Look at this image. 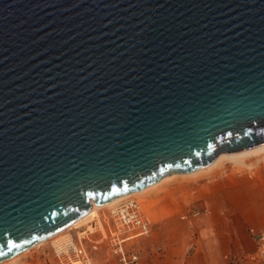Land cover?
<instances>
[{
	"label": "water",
	"instance_id": "1",
	"mask_svg": "<svg viewBox=\"0 0 264 264\" xmlns=\"http://www.w3.org/2000/svg\"><path fill=\"white\" fill-rule=\"evenodd\" d=\"M262 143L264 0H0V261Z\"/></svg>",
	"mask_w": 264,
	"mask_h": 264
},
{
	"label": "crops",
	"instance_id": "2",
	"mask_svg": "<svg viewBox=\"0 0 264 264\" xmlns=\"http://www.w3.org/2000/svg\"><path fill=\"white\" fill-rule=\"evenodd\" d=\"M256 151L238 157V164H246L243 159L252 154L264 156V148ZM219 163L199 169L214 175L215 181L202 200L206 205L195 217L188 214L185 220L171 217L150 222V233L138 246V264H253L250 256L258 250L254 234L264 228V184L254 190L250 182L238 195L231 176L216 175ZM257 180L264 182V174Z\"/></svg>",
	"mask_w": 264,
	"mask_h": 264
},
{
	"label": "rangeland",
	"instance_id": "3",
	"mask_svg": "<svg viewBox=\"0 0 264 264\" xmlns=\"http://www.w3.org/2000/svg\"><path fill=\"white\" fill-rule=\"evenodd\" d=\"M248 154H227L221 159V163L217 167L220 169L216 174L217 176L226 172L232 177L230 182L238 185V195L243 192L247 184L249 186L250 182L253 183L254 190H261L260 183L264 184V182L257 180L264 174V156H253L252 154L243 159L246 164H238L237 158L244 155L248 156ZM169 175L172 176L164 178L160 184L148 191L122 199L113 205L98 208L97 215L86 218L80 224L66 229L65 232L54 236L43 244L34 246L0 264H60L52 244H55V238H61L63 235L66 237L71 235L75 240L84 237L82 245L89 257L86 261L87 264H90L89 260L91 264H97L99 260L101 264H118L116 254L113 253V239L111 233H109V229L116 230V225L109 215L112 207L127 200H136L147 218L154 224L171 217L185 220L187 219L185 216L188 214L191 215V218L195 217L197 212L206 205V201L203 203L202 200L213 186L211 182L215 181L214 175H209L206 171L172 173ZM258 184L259 187L256 188ZM105 232H107L106 236H104ZM146 237L148 236L129 239L124 242L125 247L129 251H136L139 257V243ZM94 243L98 244L96 251L92 249Z\"/></svg>",
	"mask_w": 264,
	"mask_h": 264
},
{
	"label": "built area",
	"instance_id": "4",
	"mask_svg": "<svg viewBox=\"0 0 264 264\" xmlns=\"http://www.w3.org/2000/svg\"><path fill=\"white\" fill-rule=\"evenodd\" d=\"M109 215L116 227L120 226L123 233L112 235L113 253L116 254L118 264H138L139 257L136 251H129L124 242L138 237L148 236L150 233V220L145 215L136 200H127L112 207ZM258 242L256 254L250 256L253 264H264V228L254 234ZM82 238L75 240L71 235L59 244H52L54 253L60 264H87L88 255L82 245ZM98 244L94 243L95 251Z\"/></svg>",
	"mask_w": 264,
	"mask_h": 264
},
{
	"label": "bare ground",
	"instance_id": "5",
	"mask_svg": "<svg viewBox=\"0 0 264 264\" xmlns=\"http://www.w3.org/2000/svg\"><path fill=\"white\" fill-rule=\"evenodd\" d=\"M258 148H259V149H260V148H264V143L259 144V145L254 146V147L247 148V149H243V150L235 151V152L221 153V154H219V155H218V156H217V157H216L211 163H209V164H207V165H208V166H215V165L218 164L219 161H221V159H222L225 155H227V154H234V153H235V154H238V155H239V153H241V154H243V153H244V154H245V153L248 154V153H250V152H253V151L258 150ZM256 152H257V151H256ZM244 156H247V155H244ZM207 165H206V166H207ZM204 167H205V166H204ZM201 168H202V167H201ZM211 168H212V167H211ZM199 169H200V168H198V169H196V170H193V171H191V172L194 173V172H197V171L202 170V169H200V170H199ZM207 170H208V169H207ZM171 174H172V173H171ZM195 175H196V174H195ZM197 175H198V174H197ZM168 176L170 177V176H172V175L166 174V175H164L162 178H160V180H158L157 182H154V183H152V184H150V185H148V186H146V187H144V188H142V189H140V190L133 191V192L126 193V194L118 195V196L112 198L111 200H109L108 202L103 203V204H95V203L92 201V206H91L90 210H89L87 213H85L84 215H82L81 217H79L78 219H76L75 221H73L71 224H69V225L66 226L65 228L59 230V231L56 232L55 234H53V235L47 237L46 239H44V240H42V241H40V242L34 244L33 246H31V247H29V248L23 250L22 252H20V253L14 255V256H12V257H10V258H8V259L14 258L15 256L20 255L21 253L25 252L26 250H28V249H30V248H32V247H34V246H37V245H41V244H43L44 242L50 240V239L53 238L54 236H57L58 234H60V233H62V232H65L66 229H69V228H71V227H73V226H76L77 224H80L82 221H84L86 218H88V217H90V216H95V215H97V214H98V210H97L98 208H101V207H104V206H110V205H113V204L117 203L118 201H121L122 199H125V198H128V197H130V196H133V195H136V194H140V193H144V192L148 191L150 188H152V187H154V186L160 184V183L164 180V178H166V177H168ZM116 206H117V205H116ZM145 207H146V205H145ZM147 207H148V206H147ZM98 224H99V223H98ZM101 227H102V226H101ZM122 232H123L122 227L117 226V227H116V230L113 231V233L111 234V236H112V235L120 234V233H122ZM65 239H66V236H65V235H63L61 238H60V237L55 238V244H56V243L59 244L61 241L65 240ZM8 259H5V260H8ZM5 260L0 261V263H1V262H4Z\"/></svg>",
	"mask_w": 264,
	"mask_h": 264
}]
</instances>
